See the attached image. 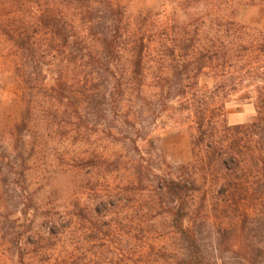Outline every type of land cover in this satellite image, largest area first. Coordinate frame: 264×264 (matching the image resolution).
<instances>
[{
  "label": "rangeland",
  "instance_id": "rangeland-1",
  "mask_svg": "<svg viewBox=\"0 0 264 264\" xmlns=\"http://www.w3.org/2000/svg\"><path fill=\"white\" fill-rule=\"evenodd\" d=\"M110 1L123 11V46L131 53L144 43L148 76L135 104L141 115L94 117L79 95L69 97V82L80 85L85 63L80 50L69 56V40L63 48L37 35L28 66L35 67L33 83L0 59V264H198L175 231L176 200L159 188L162 179L191 184L182 223L195 235L196 257L264 264L259 165L257 176L245 171L249 165L218 174L187 126L151 127V112L141 110L142 98L155 92L149 74L157 57L195 52L202 91L214 88L213 67L246 73L245 88L229 98L248 93L250 100L227 104L225 122L255 145L247 126L257 116L258 91L264 98V0ZM221 46L228 57L202 59ZM59 67L66 73L61 90ZM239 135L227 131L223 146Z\"/></svg>",
  "mask_w": 264,
  "mask_h": 264
},
{
  "label": "trees",
  "instance_id": "trees-1",
  "mask_svg": "<svg viewBox=\"0 0 264 264\" xmlns=\"http://www.w3.org/2000/svg\"><path fill=\"white\" fill-rule=\"evenodd\" d=\"M38 34L51 36L52 42L59 40L63 48L69 40V56L72 59L75 58L76 50L84 55L85 63L80 67L84 71V80L77 86L69 82V97L79 95L87 113L99 117L113 112L124 118L141 113L135 109V104L136 94L142 92L141 87L148 76L144 43L142 39L139 40L137 50L131 53L123 46L126 37H123L125 29L120 6L110 0H0V59L4 65L13 66L17 74L25 75L28 83L35 81V67L28 66L34 60ZM77 34L81 35L80 40L74 39L72 42L71 38H77ZM74 46H80V49ZM229 55L228 48L221 46L216 52L201 57L211 60L213 56L223 59ZM199 60L195 52L161 53L154 61L157 67L149 74L152 78L151 88L154 87L155 92L150 97L142 98L141 110L151 112V127H156V122L162 128L187 126L191 131L192 144L206 148L209 163L214 165L218 174L230 176L229 173L246 165L249 167L245 171L254 172V176L260 173L253 169H257L258 165L264 174L263 93L258 91L255 97L257 116L252 125L247 126L250 134L257 135L253 145L251 140L243 141L240 137L239 126L230 129L225 122L227 104L250 100L248 93L235 100L229 98L231 91L240 93L245 88L243 83L246 73H243V69L233 73L225 68L213 67L214 78L217 79L214 88L202 91L203 87L199 84L202 63ZM65 78L66 73L59 67L56 81L60 90L66 83ZM229 130H234L239 137L234 136L229 146L224 147L223 136ZM244 151L251 153L244 155ZM237 155H240L239 159L233 162L232 159ZM222 168L227 173H223ZM160 183L159 188L176 200V207L172 211L173 226L187 243L192 261L210 264L195 256V235L182 223L191 184L182 179H162Z\"/></svg>",
  "mask_w": 264,
  "mask_h": 264
}]
</instances>
